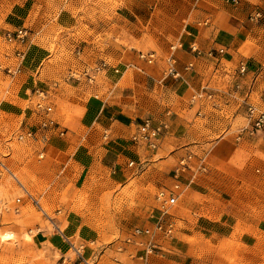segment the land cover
Instances as JSON below:
<instances>
[{
  "label": "rangeland",
  "instance_id": "374dc122",
  "mask_svg": "<svg viewBox=\"0 0 264 264\" xmlns=\"http://www.w3.org/2000/svg\"><path fill=\"white\" fill-rule=\"evenodd\" d=\"M220 1L0 0V264H75V250L62 232L78 249L83 247L90 264H143L140 250L126 239L159 217L156 194L172 186L173 173L189 153L204 159L207 171L198 172L173 210L174 234L156 238L161 249L149 264H264V129L253 135L243 131L246 111L209 119L179 115L173 128L177 133L163 125L162 136L185 133L186 146L170 154L160 150L151 161L147 155L157 149L132 142L131 135L129 144L141 146L146 155L123 156L111 169L91 164V134L75 136L72 122L81 118L83 107L67 113L61 101L57 109L51 105L53 118L66 134L71 132L67 138L58 141L39 131L37 90L61 85L71 94H83L82 101L93 99L85 78L67 79L103 61L113 64L117 51H155L166 67L167 54L185 27L200 12L217 10ZM254 1L260 9L254 14L262 15L260 26L264 0ZM129 9L137 16L132 23L119 17ZM19 28L28 30L27 42H8V32ZM18 52L25 54L23 59ZM20 62L21 72L10 74ZM122 76L113 74L119 80ZM127 79L119 86L129 84ZM27 132H35L34 137L19 140ZM66 139L76 147L65 148ZM98 139V145L107 143L102 131Z\"/></svg>",
  "mask_w": 264,
  "mask_h": 264
},
{
  "label": "crops",
  "instance_id": "0c3cea01",
  "mask_svg": "<svg viewBox=\"0 0 264 264\" xmlns=\"http://www.w3.org/2000/svg\"><path fill=\"white\" fill-rule=\"evenodd\" d=\"M236 1L239 4H235L233 0L230 3L222 0L217 4V10L209 8L200 12L194 17V22L182 31L175 52L177 70L182 73L181 79L165 78L167 66L164 67L158 60L153 66L141 61L138 52L145 51H137L133 55L117 51L115 54L120 55L113 60L111 67L104 73L97 74L93 84L85 86L86 92L91 96L93 94V99L82 101L83 94H71L61 89V85L44 91L46 102L55 109L57 101L62 102L67 113H75L83 107L81 118L72 122V127L77 132V137L92 135V165H97L98 169H111L123 156L142 159L143 154L146 155L143 148L131 146L127 140L147 118H152L157 125H165L167 129L169 126V132L177 133L173 128L179 123V117L182 118L179 115L190 118L198 115L209 119L210 116L225 113L237 117L244 111L248 116L249 105L264 108L254 101L257 99L264 102V90H261V85L264 84V23L261 22L258 26V22L250 21V16L260 10L256 8V1ZM132 16L137 17L130 9L126 14L119 15L127 23H132ZM193 45L200 49L201 55L191 52ZM221 49L225 50L223 55L219 54ZM171 52L170 48L167 55ZM188 64H192L193 69L186 71ZM241 64L247 66L244 75L239 74ZM114 68L119 69L122 79L113 77ZM125 77H128L129 84L120 87L119 82ZM200 93H203V97L193 100ZM35 98L38 100V95ZM174 115L177 117L172 122ZM60 127L65 134L52 132V139L61 141L71 133L66 134L61 124ZM100 130L107 142L103 145L96 143ZM168 131L161 136L157 150L147 155L150 161L158 156L160 150L170 154L186 146L187 140L182 138L185 133L174 138L168 136ZM43 133L47 137L48 134ZM62 142L65 148L76 147L71 139ZM179 142L182 143L180 147ZM50 148L52 151L56 149L53 145ZM62 236L71 247L72 240L63 232Z\"/></svg>",
  "mask_w": 264,
  "mask_h": 264
},
{
  "label": "built area",
  "instance_id": "2783aa9c",
  "mask_svg": "<svg viewBox=\"0 0 264 264\" xmlns=\"http://www.w3.org/2000/svg\"><path fill=\"white\" fill-rule=\"evenodd\" d=\"M235 4H239L238 1L233 0ZM262 18L261 13H256L250 17L251 22H259ZM6 40L10 43L24 45L28 39V30L25 28H19L14 32H8L5 36ZM191 52L197 54L198 56L202 54L200 49L193 45ZM177 50L176 46L171 47V54L168 56L166 65L167 69L165 71V78L181 79L182 73L177 70V60L175 58V52ZM225 53L224 49L219 50V54L223 55ZM212 56L211 53H209ZM18 57L21 59L24 58L25 54L23 52H18ZM138 58L149 64L153 65L158 59L156 52H138ZM21 65L14 69H9V73L16 75V73L21 72ZM110 65L103 61L100 66H97L92 69L83 71L82 73H72L68 80L75 79L80 80L85 78L90 84H93L96 81L97 74L106 71ZM193 69L192 64H188L185 67L186 71ZM115 74H119V69H113ZM247 72V66L245 64L240 65L239 74L244 75ZM36 94L38 95V102L36 104L37 112L41 116L39 123V131L45 133L59 132L60 135H64L65 131L60 130V124L53 118V107L46 102V94L42 90H37ZM203 97V93L195 95L193 100ZM247 120L248 127L243 129V131H249L251 135L258 133L264 129V108H259L255 105H249L247 108ZM164 126L157 125L154 123L152 118H147L140 125L138 131L132 136V142L140 143L144 142L150 149L156 150L159 145L163 133ZM35 132H27L26 134L20 135L19 140L23 141L24 139L34 137ZM42 154L40 158H43ZM194 158L192 153L184 156L180 162V168L173 173V184L170 188H163L156 194V203H157V212L159 217L154 219L152 226H147L143 228H136L131 233V236L126 239V243L130 244L138 250H140V255L138 259L142 261L143 264H149V257L157 254L161 248L160 244L156 242L158 236L169 237L174 234L175 224L170 218L173 216V210L178 207L179 202L184 195V193L191 187V184L194 182L198 172L204 173L207 171L205 166V160L200 159L198 162ZM197 162V163H196ZM134 162L130 163V166H133ZM190 175V179H187L185 176ZM27 196L31 198V201L37 204L40 208V204L35 200L27 191ZM21 198L17 199V203H21ZM70 243V242H69ZM73 249L75 250L76 258L75 264H90L84 257L82 248H77L74 244L70 243Z\"/></svg>",
  "mask_w": 264,
  "mask_h": 264
},
{
  "label": "bare ground",
  "instance_id": "6f19581e",
  "mask_svg": "<svg viewBox=\"0 0 264 264\" xmlns=\"http://www.w3.org/2000/svg\"><path fill=\"white\" fill-rule=\"evenodd\" d=\"M11 236V235H10ZM11 238V237H10Z\"/></svg>",
  "mask_w": 264,
  "mask_h": 264
}]
</instances>
